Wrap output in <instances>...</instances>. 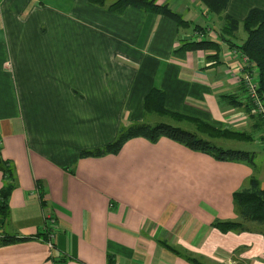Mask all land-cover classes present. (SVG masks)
<instances>
[{"label": "crops", "instance_id": "obj_1", "mask_svg": "<svg viewBox=\"0 0 264 264\" xmlns=\"http://www.w3.org/2000/svg\"><path fill=\"white\" fill-rule=\"evenodd\" d=\"M112 2L0 0V152L18 181L0 235H35L45 216L55 220L52 246L36 238L0 246V264H107L108 256L114 264H191L163 241L202 264H264L261 225L211 226L238 220L232 193L257 177V165L217 160L164 136L78 157L134 122H188L149 118L157 114L144 109L152 88L165 92L170 111L246 131L249 140L257 131L243 106L241 59L218 41L221 23L198 0H157L188 28L133 6L110 10ZM252 8L264 10V0H229L225 12L240 22L235 42L245 39L236 34ZM194 25L221 45L218 62L207 58L214 51H176L181 41L198 40Z\"/></svg>", "mask_w": 264, "mask_h": 264}, {"label": "trees", "instance_id": "obj_2", "mask_svg": "<svg viewBox=\"0 0 264 264\" xmlns=\"http://www.w3.org/2000/svg\"><path fill=\"white\" fill-rule=\"evenodd\" d=\"M106 0H91L96 4H104ZM211 14L216 17L221 27L215 31L217 33L218 41L224 42L229 48L241 52L249 62V66L257 70L256 77L258 79V96L261 98V103L264 106V10L260 8H252L248 11L245 18L241 21V27L246 33V37L242 42H235L231 36L240 27V22L225 12L229 0H198ZM127 6H133L142 9L146 12L160 14L173 20L179 27H190V21L185 20L183 16L172 10L168 4H158L157 0H113L110 4V10L121 11ZM207 27L194 25L193 29L206 33ZM215 30V29H214ZM220 44L217 41L210 39L200 40H185L181 41L176 49L179 52L188 50H204L214 51L212 55H208V59L219 58ZM229 98H235L229 96ZM165 92L152 88L145 95L144 109L148 112H154L160 115H169L171 117H178L185 121L195 124L199 132L206 133L210 138H227L237 140H249L250 135L246 131L235 129H216L196 118L181 115L176 112L168 110L165 105ZM255 104L251 103L249 98L243 103L246 115L253 120L255 128L261 130L264 125V114L257 110ZM252 106V107H251ZM250 109H256L257 114L250 112ZM167 137L176 141L192 150H197L211 155L217 160L241 162L250 167L256 166V153L249 150L223 148L209 139L202 138L196 132L190 131L179 126H175L165 122H156L153 124L147 122H134L124 127L118 132L116 137L104 145L92 149H83L78 153V157H102L108 154H117L126 141L135 137H142L151 143L158 141L161 137ZM263 138V137H261ZM1 149V145H0ZM0 226H3L9 217L10 207L9 200L12 191L18 186L16 168L12 160L6 159L0 152ZM40 204L42 207H47L44 194L46 191L45 185L42 181H38L36 185ZM232 202L234 211L238 216V220H214L211 226L227 232L232 230L246 229L244 222H256L263 228V244H264V181L261 182L255 175L248 177L242 186L232 193ZM46 220L45 229L30 236H17L3 234L0 235V246L27 241L30 239H40L48 242L52 229L48 227ZM165 248L174 254L181 256L191 264H202L197 258L191 255H185L179 249L163 241ZM107 264H114L111 256L107 258Z\"/></svg>", "mask_w": 264, "mask_h": 264}, {"label": "rangeland", "instance_id": "obj_3", "mask_svg": "<svg viewBox=\"0 0 264 264\" xmlns=\"http://www.w3.org/2000/svg\"><path fill=\"white\" fill-rule=\"evenodd\" d=\"M246 37V33L241 27L240 30L236 34V40L238 41L240 37ZM235 50V49H231ZM239 52V51H238ZM239 58L241 59V67L243 71H249L254 73L255 75L257 74V70L253 69L252 67L249 66L248 60L245 59V56L239 52ZM254 106V105H253ZM252 107V106H251ZM255 107V106H254ZM256 108V107H255ZM250 112L253 114H257L258 111L256 109H250ZM155 117L154 119L156 120H163L170 122L173 121V118L170 116H159L157 114H149V118ZM247 116V115H246ZM248 118V116H247ZM153 119V120H154ZM249 119V118H248ZM253 121V120H252ZM182 128H185L190 131H196L198 132L197 135L202 137L200 135V132L196 130V126L194 123L191 122H184L180 125ZM251 139L250 140H237V139H227V138H219V139H212L211 141L214 142L215 144L223 147V148H231V149H241V150H249V151H254L256 153V158L255 162L257 165V177L260 179L264 178V125L261 130L253 131L251 133ZM263 137V138H261ZM254 225H260L259 223L256 222H251Z\"/></svg>", "mask_w": 264, "mask_h": 264}, {"label": "built area", "instance_id": "obj_4", "mask_svg": "<svg viewBox=\"0 0 264 264\" xmlns=\"http://www.w3.org/2000/svg\"><path fill=\"white\" fill-rule=\"evenodd\" d=\"M209 32V31H208ZM204 33L202 34L201 32H196V37L198 40L203 39L204 37H211V33ZM237 53L239 55L238 50H233L232 53ZM241 71V77H242V82L244 84V87L246 89L248 98L251 103L255 104L257 107V110L259 112H262L264 114V106L261 103V98L258 96V79L256 75L252 72H247L243 71L242 68H240ZM45 219L49 222V227H51L52 224H54V218L52 214H48L45 216ZM52 236L53 234L50 235V240L48 241L49 245L52 246Z\"/></svg>", "mask_w": 264, "mask_h": 264}, {"label": "bare ground", "instance_id": "obj_5", "mask_svg": "<svg viewBox=\"0 0 264 264\" xmlns=\"http://www.w3.org/2000/svg\"><path fill=\"white\" fill-rule=\"evenodd\" d=\"M246 60H248L246 57H245Z\"/></svg>", "mask_w": 264, "mask_h": 264}]
</instances>
